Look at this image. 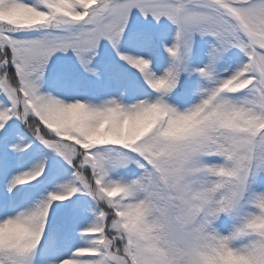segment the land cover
<instances>
[{
  "label": "snow or ice",
  "instance_id": "snow-or-ice-1",
  "mask_svg": "<svg viewBox=\"0 0 264 264\" xmlns=\"http://www.w3.org/2000/svg\"><path fill=\"white\" fill-rule=\"evenodd\" d=\"M134 16L172 26L166 66ZM105 41L124 71L99 61ZM69 51L87 79L45 90ZM5 170L0 264H264V0H0ZM33 181L49 186L17 187Z\"/></svg>",
  "mask_w": 264,
  "mask_h": 264
},
{
  "label": "trees",
  "instance_id": "trees-1",
  "mask_svg": "<svg viewBox=\"0 0 264 264\" xmlns=\"http://www.w3.org/2000/svg\"><path fill=\"white\" fill-rule=\"evenodd\" d=\"M165 28H166V31H165ZM162 31L164 32L163 38L167 42H170L171 41V37H172L173 28L169 27L167 24H164V25L162 24V25L158 26L154 31H151L157 37L156 40H155V43L150 48L151 52L154 53V55L156 57V58L154 57V60H155L156 63L159 60L161 62H163V63H167L168 54L164 51L163 45L160 43L161 32ZM203 45H204V43L203 44L202 43H198L197 44L196 49H194V52L196 53V56L194 57V59L199 60L201 58L199 54L204 49ZM122 47H123L124 50L135 52L136 49H138L139 46L136 43L132 42V41H127L126 40V41L122 42ZM115 59H116L115 62H119V64L115 63V62H111V63L116 68H117V65L123 64V62L120 61L117 56H116ZM99 61H103V62H101L102 65L105 62H108V61H106V59H103V58H99ZM118 70L119 71H124V69H118ZM129 71L130 72H134L135 69H129ZM55 77L54 78H50V77L48 78L47 77V79L45 81V90L55 91L57 89L58 85L55 84L56 83ZM78 77L81 78V79H86L84 74H80V75H78ZM193 79H195V77H193ZM188 85L189 86L191 85V81L188 82ZM38 152H39V150L36 149V150H34L32 152H29L27 154H25V153H17L15 155V157H14V160H13L11 173L14 174V172H16V171H20V170H23L24 168H27V167L31 166L32 162L37 157ZM5 177L10 179V174H9L8 170H5L3 174H0V181H3L5 179ZM48 186L49 185H48L47 181H42L40 184H37L35 181H33L31 187H29L28 185H18L17 187H19L21 189L22 194H34V193H36L38 191L44 190ZM22 202H25V203L27 202V200L24 199L23 195H22ZM58 203H60V202H58ZM63 203H66V202H63ZM90 218H91L90 216L81 217L80 218V223L76 227H74L75 225H73V229H72V233H71L72 235H70V238L73 237L72 243L68 244L66 242L67 240H64L62 242V244L68 245L70 247V250H71L72 247H74L75 245L79 244L80 243V237H79L78 230H79V228H81L85 224H87L88 221L90 220ZM67 239H69V238H67Z\"/></svg>",
  "mask_w": 264,
  "mask_h": 264
},
{
  "label": "rangeland",
  "instance_id": "rangeland-1",
  "mask_svg": "<svg viewBox=\"0 0 264 264\" xmlns=\"http://www.w3.org/2000/svg\"><path fill=\"white\" fill-rule=\"evenodd\" d=\"M132 24H133V27L147 28L150 31H154L158 26H160L162 24L163 25L167 24L169 27H172L166 20L162 19L160 25H157L155 21H151V18H149V21H144L143 17H139V16L133 17ZM209 39H211V38L205 37L202 40L201 38L197 37V44L198 43H202V44L204 43L203 46L205 48L206 47V41ZM104 43H105L106 47H104L100 50L98 59L103 58V59H106V61H108V62H115L116 55L112 51L111 46L107 45L106 41ZM197 44L194 46V49H196ZM140 50H141L140 47H138V49H136V51H140ZM147 52L153 58L155 57L154 53L151 52L150 48L147 50ZM100 62H103V61H100ZM115 63L119 64V62H115ZM157 63H158L157 65L160 66L161 68L163 66H166V63H163L160 60ZM117 69H121V68H119V65H117ZM64 70H70L76 76H78L80 74H84L82 72V70L80 69L78 62L75 60V57L73 56L71 51H69L67 54L56 53L55 57L53 58V61L50 64L49 71L46 72V77H48V78L49 77H55L57 74V71H64ZM84 75L87 79V75L86 74H84ZM55 84L57 85V83H55ZM80 218L81 217H78L75 220V222H74L75 226L80 223ZM68 238L70 239V236ZM68 241H70V240H68ZM59 253L62 255H66L68 253L67 246L66 245L64 246L63 244H61V247L59 248Z\"/></svg>",
  "mask_w": 264,
  "mask_h": 264
},
{
  "label": "clouds",
  "instance_id": "clouds-1",
  "mask_svg": "<svg viewBox=\"0 0 264 264\" xmlns=\"http://www.w3.org/2000/svg\"><path fill=\"white\" fill-rule=\"evenodd\" d=\"M17 230H18V231H21V232L23 231V229H20V228H18Z\"/></svg>",
  "mask_w": 264,
  "mask_h": 264
}]
</instances>
